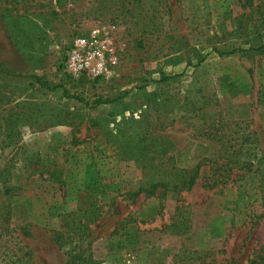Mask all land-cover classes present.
Instances as JSON below:
<instances>
[{
  "label": "rangeland",
  "instance_id": "rangeland-1",
  "mask_svg": "<svg viewBox=\"0 0 264 264\" xmlns=\"http://www.w3.org/2000/svg\"><path fill=\"white\" fill-rule=\"evenodd\" d=\"M261 46L264 0H0V264L7 227L33 264H264ZM230 159L241 196L204 187Z\"/></svg>",
  "mask_w": 264,
  "mask_h": 264
},
{
  "label": "trees",
  "instance_id": "trees-1",
  "mask_svg": "<svg viewBox=\"0 0 264 264\" xmlns=\"http://www.w3.org/2000/svg\"><path fill=\"white\" fill-rule=\"evenodd\" d=\"M260 49L263 50L264 46H261V47L258 48V50H260ZM239 50H241V49H239ZM215 52L218 55H220V56H224V55L233 53L235 51L225 52V51L215 50ZM200 61H202V60H200ZM0 66H1V64H0ZM167 78H169V77H163V80H165ZM37 81L41 83V86H46L42 81H40L39 78H37ZM48 88H50L51 90H56L57 86H52V87H48ZM228 163L229 164L232 163L231 159L226 164L220 165L218 169H216L215 171H213V173H211L210 181L205 183L204 187H206L208 189H212V188L217 187L219 184H226L227 180H231L232 182H236V180H237V181H240V183L238 184V187L239 188H243V189H241V191H239V195L241 196L244 192L246 193L247 191H249L246 188L247 174L243 173V172L232 174V171H233L234 167H230L228 169H226V168L221 169L220 168V167H223V166L224 167L227 166ZM243 165L247 166L248 170L250 172H252L251 171V168H252V164L251 163L246 161V163H243ZM3 170H0V173H4ZM201 173H202V171H201V168H200V164H198L194 169H191V170L185 172L184 177L182 178V180L179 181V183H175L174 185H172L173 191H180V190L188 191V190H191L192 187L195 185V183H196V181H197V179H198V177L200 176ZM232 175H234V177L231 179L230 176H232ZM249 178L250 179H254V174H251V176ZM157 186L165 187L166 184L165 183H157V184L153 185L149 190L145 191L146 194H150V195L154 194ZM253 189L254 188L251 187L250 191L253 192L254 191ZM4 231H5V234L7 236H9V240L4 242L1 245V247L4 249L2 254L5 257V260H6L7 264H33L32 260H31L32 257L30 255L29 251H26V250L22 251V253H23L22 256L21 257H17V252H16L17 250L13 251V249L8 245L9 242L11 241L10 234L12 233V229L7 227V228L4 229ZM21 233H23L24 235H28V231L25 228L21 229ZM26 258H28L31 261L30 262L26 261L25 260ZM71 260H79L81 262L84 261V260L80 259L79 256H77V257L76 256H71Z\"/></svg>",
  "mask_w": 264,
  "mask_h": 264
},
{
  "label": "built area",
  "instance_id": "built-area-1",
  "mask_svg": "<svg viewBox=\"0 0 264 264\" xmlns=\"http://www.w3.org/2000/svg\"><path fill=\"white\" fill-rule=\"evenodd\" d=\"M66 70L74 78L97 77L106 73V60L102 51L93 48L84 37L77 36L67 51Z\"/></svg>",
  "mask_w": 264,
  "mask_h": 264
}]
</instances>
